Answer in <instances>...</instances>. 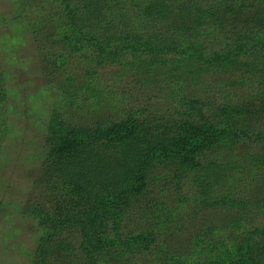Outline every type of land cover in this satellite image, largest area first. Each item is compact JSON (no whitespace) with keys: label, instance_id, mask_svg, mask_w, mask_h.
Instances as JSON below:
<instances>
[{"label":"trees","instance_id":"16d2710c","mask_svg":"<svg viewBox=\"0 0 264 264\" xmlns=\"http://www.w3.org/2000/svg\"><path fill=\"white\" fill-rule=\"evenodd\" d=\"M17 1L18 17L53 71L78 65L91 75L120 63L126 69L171 67L164 85L176 106L164 122L158 109L135 110L110 125L81 128L53 107L40 163L43 182L35 188L44 189L43 196L36 193L19 207L38 228L29 264H110V254L121 264H264V129L259 118L246 116L249 99L264 103V88L242 96L209 90L213 95L202 100L192 87L198 77L190 76L225 71L231 62H241L243 74L258 75L264 29L240 18L246 0ZM171 9L199 22L168 19ZM53 45L59 46L54 55ZM91 87L89 80L82 88L85 102ZM7 98L0 66V135ZM156 186L172 189L178 204L144 202ZM207 213L211 224L185 251L172 250L173 232L180 236L187 222ZM233 233L242 238L238 248Z\"/></svg>","mask_w":264,"mask_h":264},{"label":"rangeland","instance_id":"374dc122","mask_svg":"<svg viewBox=\"0 0 264 264\" xmlns=\"http://www.w3.org/2000/svg\"><path fill=\"white\" fill-rule=\"evenodd\" d=\"M246 2L247 11L240 18L264 29V0ZM17 6L19 7L17 0H0V66L8 87V120L5 131L0 135V264H29L31 261L38 228L34 221L19 213V207L32 195L34 197L41 193L43 196L44 189L36 192L35 188L43 182L40 163L44 152L46 153V123L53 107L61 110L66 123L77 128L94 126L98 122L110 125L111 122L120 120L126 112L135 110L138 113L144 110V113L153 114L158 109L160 111L156 115L164 122L169 119V111L176 109L164 85V80L173 71L171 67L165 70L157 68L156 71L150 67L126 69L120 63L95 68L91 75L86 73L84 66L78 65H74L68 72L53 71L37 52L34 38L17 15ZM172 12V9L169 10L167 18L171 17L178 23L190 26L194 19L196 23L199 22L191 13L176 16ZM50 14L53 15L52 12ZM46 32L47 37L51 35V32ZM169 36L170 34L167 38ZM217 43L213 42L215 45ZM222 46L224 47L223 43ZM54 47L55 45L50 50L52 55L59 49V46ZM224 66L225 71H198L200 73L190 75L198 77L192 87L199 99L206 100L209 95H213L212 92L217 91L216 95L219 90L242 96L250 94L257 85L264 88V59L259 62L258 75H252L253 77L243 74L245 67L241 62H231ZM94 71L96 73L92 75ZM188 72L191 73L187 70L186 79L190 77ZM89 80L92 81V87L88 89V102H85L82 88H85ZM209 90L212 92L209 93ZM249 103L252 108L249 109L247 118H259L258 127L264 129V103L252 99H249ZM156 124L158 123L155 122V126ZM97 149L113 153L110 147ZM214 152L216 151L211 153ZM148 199H154L158 203L166 201L178 204L174 191L169 189L162 192L160 186H156L144 202ZM177 212L181 215L180 210ZM211 218V213H207L206 217L196 215L193 222L186 223L180 236L173 232L177 235V241L169 244L171 249L185 251L204 225L211 224ZM129 227L130 231L135 230L133 226ZM174 229L177 230L178 227ZM233 238L232 246L240 247L242 238L234 233ZM105 256L112 259L110 264H121L113 254ZM66 263L60 260L58 264Z\"/></svg>","mask_w":264,"mask_h":264}]
</instances>
